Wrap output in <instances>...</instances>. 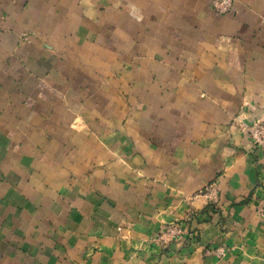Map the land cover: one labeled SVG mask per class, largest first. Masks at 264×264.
Instances as JSON below:
<instances>
[{
	"label": "crops",
	"instance_id": "0c3cea01",
	"mask_svg": "<svg viewBox=\"0 0 264 264\" xmlns=\"http://www.w3.org/2000/svg\"><path fill=\"white\" fill-rule=\"evenodd\" d=\"M255 121L264 0H0V264H264Z\"/></svg>",
	"mask_w": 264,
	"mask_h": 264
},
{
	"label": "built area",
	"instance_id": "2783aa9c",
	"mask_svg": "<svg viewBox=\"0 0 264 264\" xmlns=\"http://www.w3.org/2000/svg\"><path fill=\"white\" fill-rule=\"evenodd\" d=\"M236 0H212L213 9L219 14H227ZM247 135L256 147L264 146V121H255L245 127ZM205 195L208 200L214 204L217 202V186L215 182H211L204 187L200 192ZM261 215H264V210H261ZM186 233V227L181 224H172L164 226L159 233L161 245L170 246L182 239ZM213 253V250H210ZM220 253L219 250H214Z\"/></svg>",
	"mask_w": 264,
	"mask_h": 264
},
{
	"label": "rangeland",
	"instance_id": "374dc122",
	"mask_svg": "<svg viewBox=\"0 0 264 264\" xmlns=\"http://www.w3.org/2000/svg\"><path fill=\"white\" fill-rule=\"evenodd\" d=\"M208 203L210 204V205H218V203H219V194H218V188H217V202L216 203H214V204H212L209 200H208Z\"/></svg>",
	"mask_w": 264,
	"mask_h": 264
}]
</instances>
